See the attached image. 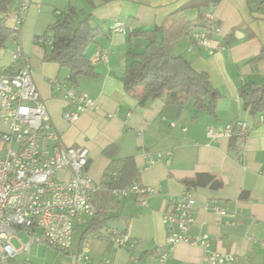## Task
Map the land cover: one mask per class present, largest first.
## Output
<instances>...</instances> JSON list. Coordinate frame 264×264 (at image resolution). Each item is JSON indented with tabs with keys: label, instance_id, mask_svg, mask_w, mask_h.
Returning a JSON list of instances; mask_svg holds the SVG:
<instances>
[{
	"label": "crops",
	"instance_id": "0c3cea01",
	"mask_svg": "<svg viewBox=\"0 0 264 264\" xmlns=\"http://www.w3.org/2000/svg\"><path fill=\"white\" fill-rule=\"evenodd\" d=\"M69 8L76 11L70 15L72 21L87 20L100 30L84 54L94 76H80L75 83L68 80V70L44 60L50 47L40 42L58 15L67 14ZM15 10L14 2L5 16L0 15L11 29ZM200 15L211 16L220 26L218 41L225 49L209 55L198 47L189 50V40L181 39L170 51L196 72L208 75L210 87L219 96L214 114L196 112L192 106L177 111L164 99L139 106L123 85L134 54L143 50L135 49L134 35L170 20L191 21ZM115 20L125 21V33L112 30ZM228 35L233 38L225 42ZM17 42L29 60L33 84L51 125L64 146L87 149L86 171L97 187L90 197L93 215L74 219L70 254L61 253L65 257L60 264H69L71 255L80 252L87 253L89 264H161L163 254V264H199L209 251L233 255L234 260L225 264H264V116L251 115L239 97L244 85L264 83V61L248 63L264 45V0H91L90 4L85 0H30ZM14 49L13 40L0 48V75L19 69L20 64L11 59ZM95 54L105 59L94 60ZM54 80L65 81L94 103L73 124L63 119L73 107L52 87ZM236 121L247 124L245 135L234 130L229 138H207L208 130L224 129ZM159 154L161 160L147 163L145 155ZM113 162L123 169L117 188L137 183L153 192L143 197L132 193L114 196L106 177ZM198 175L212 176L221 184L219 188H191L196 205L189 234L208 235L211 246L169 247L162 215L183 194L185 182ZM143 198L146 205L140 202ZM213 203L228 215L217 216L211 209ZM110 230L135 244L116 247Z\"/></svg>",
	"mask_w": 264,
	"mask_h": 264
},
{
	"label": "built area",
	"instance_id": "2783aa9c",
	"mask_svg": "<svg viewBox=\"0 0 264 264\" xmlns=\"http://www.w3.org/2000/svg\"><path fill=\"white\" fill-rule=\"evenodd\" d=\"M30 0H16L13 15L16 35L19 34ZM125 21L115 20L112 30L126 32ZM220 26L207 15L203 27L193 31L188 40L189 50L198 47L209 55L223 51L225 46L218 41ZM13 39L15 49L12 61L20 64L13 74L0 75V264H17L19 254L28 255L32 244L44 243L58 253L70 254L73 221L81 215H93L90 206L91 194L96 185L86 171L88 151L82 147H66L60 134L49 121L46 108L33 84L28 58ZM104 60L95 54L94 60ZM52 87L61 93L72 110L63 114V119L75 123L80 115L94 106L87 95L79 93L65 81L54 80ZM234 130L239 134L247 133V124L236 121L224 129L207 131L208 139L229 138ZM147 163L152 164L163 158L145 155ZM63 172L62 176L58 174ZM114 196L128 193L143 197L152 193L137 183L119 190L111 191ZM142 205L147 202L143 198ZM196 199L190 188L171 201L162 215L166 229L165 243L172 247L177 244L199 245L209 249L211 240L208 235L192 236L189 226L192 223L191 211ZM212 211L219 217L228 215L226 209L215 203ZM116 247H132L135 242L116 230L108 231ZM18 233L28 237L21 243ZM20 243L15 248L12 240ZM76 264H89L86 252L71 255ZM166 255L160 258L163 264ZM234 260L233 255L209 251L199 264H225ZM136 264V263H133Z\"/></svg>",
	"mask_w": 264,
	"mask_h": 264
},
{
	"label": "trees",
	"instance_id": "16d2710c",
	"mask_svg": "<svg viewBox=\"0 0 264 264\" xmlns=\"http://www.w3.org/2000/svg\"><path fill=\"white\" fill-rule=\"evenodd\" d=\"M15 1L0 0V15L5 16ZM85 1L88 4L91 3V0ZM75 14L74 8H69L67 14H59L58 20L47 28L40 39L42 45L49 44L50 47L44 60L54 62L60 68L68 70V80L73 83L80 76H94L92 65L84 54L86 48L95 42L100 32L99 28L91 27L87 20L72 21L70 15ZM205 20L206 17L203 15L191 21L178 18L153 30L140 31L134 35L135 49L143 48V50L134 54V60L123 78V85L127 94L132 96L139 106H144L148 101L164 99L166 105L177 111L185 106H192L196 112L204 111L210 115L214 114L219 96L210 87L208 75L204 72H196L181 56H173L170 51L174 42L188 39L193 31L203 27ZM2 21L4 17H0V48L5 47L8 40L18 39L16 32L2 25ZM231 38L233 35H228L224 41L229 42ZM130 54L131 51L128 52V55ZM260 61H264V45L260 53L248 63L255 64ZM239 97L244 109L249 110L251 115L264 116V83L244 85L239 89ZM106 172L111 190L129 186L117 188L118 173L123 174V169H119L116 162L111 163ZM185 185L186 188L205 186L219 188L221 186L209 175H198L186 181Z\"/></svg>",
	"mask_w": 264,
	"mask_h": 264
},
{
	"label": "rangeland",
	"instance_id": "374dc122",
	"mask_svg": "<svg viewBox=\"0 0 264 264\" xmlns=\"http://www.w3.org/2000/svg\"><path fill=\"white\" fill-rule=\"evenodd\" d=\"M17 238L20 240L21 243L28 242V237L23 233H18ZM12 243L15 248L20 247V243L16 239L12 240ZM64 257V254L56 253L51 248L47 247L45 244H32L28 255H20L16 258V260L18 262L28 261L31 264H60L62 258ZM69 261V264L74 263L71 258L69 259Z\"/></svg>",
	"mask_w": 264,
	"mask_h": 264
},
{
	"label": "water",
	"instance_id": "95a60500",
	"mask_svg": "<svg viewBox=\"0 0 264 264\" xmlns=\"http://www.w3.org/2000/svg\"><path fill=\"white\" fill-rule=\"evenodd\" d=\"M5 24V22L4 21H2V25H4ZM236 36H237V33H236Z\"/></svg>",
	"mask_w": 264,
	"mask_h": 264
}]
</instances>
